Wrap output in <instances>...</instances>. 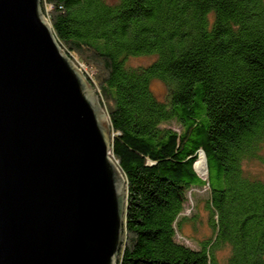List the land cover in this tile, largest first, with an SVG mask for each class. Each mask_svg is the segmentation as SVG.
<instances>
[{"label":"trees","instance_id":"trees-1","mask_svg":"<svg viewBox=\"0 0 264 264\" xmlns=\"http://www.w3.org/2000/svg\"><path fill=\"white\" fill-rule=\"evenodd\" d=\"M41 9L110 125L126 183L118 264H220L222 250L224 264H264V0H42ZM142 57L152 61L130 66ZM202 189L214 237L192 248L181 235L196 217L184 211Z\"/></svg>","mask_w":264,"mask_h":264},{"label":"water","instance_id":"water-1","mask_svg":"<svg viewBox=\"0 0 264 264\" xmlns=\"http://www.w3.org/2000/svg\"><path fill=\"white\" fill-rule=\"evenodd\" d=\"M41 2L0 0V264H118L110 125Z\"/></svg>","mask_w":264,"mask_h":264},{"label":"rangeland","instance_id":"rangeland-1","mask_svg":"<svg viewBox=\"0 0 264 264\" xmlns=\"http://www.w3.org/2000/svg\"><path fill=\"white\" fill-rule=\"evenodd\" d=\"M152 60L147 57L137 58V59H130L129 64L130 66H147L150 64ZM86 68V66H84ZM80 71L84 74V72L80 69ZM87 73L92 76L93 70L86 69ZM150 88L153 94L161 101L164 100L166 97V88L164 84L161 81L153 80L150 83ZM97 92V91H96ZM105 112V111H104ZM172 127H176L174 124H167ZM264 152V151H263ZM203 152H199V155ZM246 169L248 172L252 175L255 174H262V169L260 166L257 165V163H250L246 166ZM197 173V172H196ZM198 174V173H197ZM200 177V175L198 174ZM201 179H206L207 174L205 177H200ZM206 194L205 189L202 190H193L191 192L190 200L186 206V209L184 211V215L187 218H190L191 216L195 215L196 221L193 223V225L186 223L182 229V237L186 240V244L192 248H198L199 243L202 241L207 240L208 238H213L214 234L209 226V219H210V213L205 209L206 205ZM227 255L226 250H222L218 254L219 262L220 264L225 263V257Z\"/></svg>","mask_w":264,"mask_h":264},{"label":"bare ground","instance_id":"bare-ground-1","mask_svg":"<svg viewBox=\"0 0 264 264\" xmlns=\"http://www.w3.org/2000/svg\"><path fill=\"white\" fill-rule=\"evenodd\" d=\"M195 171L200 175V177H205L207 174L206 160L205 156L201 153L194 165Z\"/></svg>","mask_w":264,"mask_h":264}]
</instances>
